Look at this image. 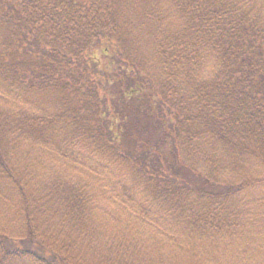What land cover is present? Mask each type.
Segmentation results:
<instances>
[{"label":"trees","instance_id":"16d2710c","mask_svg":"<svg viewBox=\"0 0 264 264\" xmlns=\"http://www.w3.org/2000/svg\"><path fill=\"white\" fill-rule=\"evenodd\" d=\"M256 2L0 0V264H77L95 203L162 208L191 264H264Z\"/></svg>","mask_w":264,"mask_h":264},{"label":"rangeland","instance_id":"374dc122","mask_svg":"<svg viewBox=\"0 0 264 264\" xmlns=\"http://www.w3.org/2000/svg\"><path fill=\"white\" fill-rule=\"evenodd\" d=\"M257 6L264 7V0H256ZM156 6L162 11L165 18V6L164 2L156 3ZM158 10V9H157ZM101 95L103 93L97 92ZM108 98V96H105ZM103 97V98H104ZM160 132L157 128H155ZM154 130V131H155ZM161 135V133H160ZM169 156V155H167ZM165 159V154L161 162ZM169 167L168 161H165L157 166L158 172L165 178L166 169ZM169 175V174H168ZM87 207L84 208L85 212H91L94 216V220L90 221V226H81L74 228L73 221L68 226V230H79L83 233L96 230L97 233L93 236H89L79 243V248L76 246L75 250L79 249V256L77 254V264H99L102 258L108 256L111 260L116 261L120 258L125 261L126 264H191L188 260L192 258L194 252H185L181 246L187 243V238L184 237V233L181 227L178 225H172L170 228L172 232L165 234V227L167 221H165L164 211L162 208L154 206L150 208V218L152 222H156V226H151V222L135 219L133 217L128 218V210L118 204L110 207L105 203H95L88 211ZM135 210V209H134ZM130 217V216H129ZM0 230L10 233H21V225L17 218H13L7 211H5L0 205ZM174 234V243L171 239L167 238L170 234ZM166 236V237H165ZM139 238L142 243L138 244ZM190 239V238H189ZM155 240V241H154ZM194 250L197 243L196 240H189ZM137 244V245H134ZM159 246V249L157 247ZM112 247L121 248L115 255V251H111ZM261 254V252H258ZM250 259L252 262H258L263 260L262 258ZM75 258V257H74ZM213 262L216 263L215 258L212 255ZM18 264V263H10ZM242 264V263H241ZM254 264V263H244Z\"/></svg>","mask_w":264,"mask_h":264}]
</instances>
